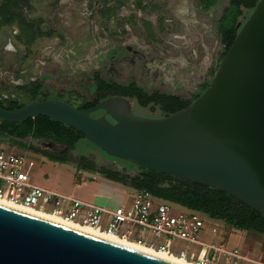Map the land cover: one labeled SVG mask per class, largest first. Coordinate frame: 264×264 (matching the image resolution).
I'll return each instance as SVG.
<instances>
[{
	"label": "rangeland",
	"instance_id": "obj_1",
	"mask_svg": "<svg viewBox=\"0 0 264 264\" xmlns=\"http://www.w3.org/2000/svg\"><path fill=\"white\" fill-rule=\"evenodd\" d=\"M229 2L0 0V102H31V94L20 87L40 80L43 88L37 100L53 96L80 106L96 97L95 74L123 85L136 81L148 93L176 94L194 101L213 80L227 51L220 18ZM251 12L246 9L243 20ZM132 102L138 115H161L159 109L143 107L136 99ZM29 146L64 148L47 139L0 136V148L34 159L32 182L110 209L132 202V186L79 167L74 160L54 161ZM74 152L99 160L111 158L87 138L77 143ZM231 230L226 235L203 230L199 238L224 241L229 248L264 261L260 257L264 236Z\"/></svg>",
	"mask_w": 264,
	"mask_h": 264
},
{
	"label": "water",
	"instance_id": "obj_2",
	"mask_svg": "<svg viewBox=\"0 0 264 264\" xmlns=\"http://www.w3.org/2000/svg\"><path fill=\"white\" fill-rule=\"evenodd\" d=\"M237 28L209 86L173 114L138 115L122 96L87 109L50 98L0 105V120L48 116L110 156L216 188L264 215V0ZM0 264L179 263L0 203Z\"/></svg>",
	"mask_w": 264,
	"mask_h": 264
},
{
	"label": "trees",
	"instance_id": "obj_3",
	"mask_svg": "<svg viewBox=\"0 0 264 264\" xmlns=\"http://www.w3.org/2000/svg\"><path fill=\"white\" fill-rule=\"evenodd\" d=\"M258 2L259 0H230L229 5L225 8L220 18V31L227 50L237 36L238 23L245 21L243 20L245 10L252 11ZM42 88L43 83L41 81H34L21 86V89L31 94L33 100H36ZM94 93L96 97L93 100L77 107L79 109H87L110 96H122L131 101L136 99L143 107L152 106L153 109H159L161 114L170 115L188 107L193 102V100L185 99L176 94L158 91L148 93L136 81H132L127 85L110 82L104 80L99 74L94 75ZM50 98H53V96H46L43 99ZM25 104L27 103L13 101L5 105L0 102V105L10 110L20 108ZM105 114L106 112L103 109L93 113L94 116ZM107 116L111 119L109 115ZM2 135H7L19 141H24L28 138L54 141L63 145L64 148L60 151H50L48 149L35 148L34 146L29 147L34 151L47 155L54 161L67 162L74 160L79 167L96 170L109 179L132 186L135 189L147 190L160 198L181 204L190 209L202 211L211 218L222 220L235 229L264 234V215L228 193L210 186H204L141 167L110 155L111 158L99 160L92 154L75 153L74 150L77 143L86 137L80 131L48 116L38 115L35 118L18 122L0 120V136Z\"/></svg>",
	"mask_w": 264,
	"mask_h": 264
},
{
	"label": "built area",
	"instance_id": "obj_4",
	"mask_svg": "<svg viewBox=\"0 0 264 264\" xmlns=\"http://www.w3.org/2000/svg\"><path fill=\"white\" fill-rule=\"evenodd\" d=\"M35 164L24 152L0 148L1 200L53 214L199 264H264L263 260L252 258L239 248H229L224 241H202L199 234L203 230L226 235L228 229H235L202 211L140 189H135L130 204L110 209L32 182L30 172ZM181 206L185 208L179 209ZM261 246L264 249V243ZM260 257L264 258V255L260 254Z\"/></svg>",
	"mask_w": 264,
	"mask_h": 264
},
{
	"label": "bare ground",
	"instance_id": "obj_5",
	"mask_svg": "<svg viewBox=\"0 0 264 264\" xmlns=\"http://www.w3.org/2000/svg\"><path fill=\"white\" fill-rule=\"evenodd\" d=\"M0 203L6 204V205H9V206H13V207L25 210V211H29V212H32V213H35V214H38V215H41V216H44V217H47V218L62 222V223H65V224H68V225H71V226H74L76 228L88 231L90 233L102 236L104 238L116 241L118 243L130 246V247H133V248H136V249H138V250H140L142 252H145V253H148V254H151V255H154V256H157V257H160V258H163V259L175 262V263H179V264H199L197 262H191V261H188V260L183 259L181 257L175 256V255H171V254H168L166 252L156 250L154 248L147 247L145 245H141V244L129 241V240L122 239V238L114 237V236L109 235L107 233L100 232V231H98V230H96V229H94L92 227H89V226H85V225H81V224H78V223L67 221V220H65V219H63L61 217H58L56 215H53V214H48V213H44V212L37 211V210H34V209H29V208L24 207L22 205H19V204H16V203H12V202H8V201H4V200H1V199H0Z\"/></svg>",
	"mask_w": 264,
	"mask_h": 264
},
{
	"label": "crops",
	"instance_id": "obj_6",
	"mask_svg": "<svg viewBox=\"0 0 264 264\" xmlns=\"http://www.w3.org/2000/svg\"><path fill=\"white\" fill-rule=\"evenodd\" d=\"M237 230H238V229H237ZM239 231L247 232L248 235L253 234V232H254L255 234H258V235L264 236V234L259 233V232H255V231H248V230H239Z\"/></svg>",
	"mask_w": 264,
	"mask_h": 264
},
{
	"label": "flooded vegetation",
	"instance_id": "obj_7",
	"mask_svg": "<svg viewBox=\"0 0 264 264\" xmlns=\"http://www.w3.org/2000/svg\"><path fill=\"white\" fill-rule=\"evenodd\" d=\"M34 81H40V80H34ZM34 81H32V82H34ZM32 82H30V83H32ZM42 82V81H41ZM30 83H28V84H30ZM26 85V84H25ZM23 86V85H22ZM21 88V87H20ZM23 90V89H22ZM24 91V90H23ZM30 94V93H29ZM54 98V97H53ZM54 99H62V98H54ZM63 100V99H62ZM33 101V100H32Z\"/></svg>",
	"mask_w": 264,
	"mask_h": 264
}]
</instances>
